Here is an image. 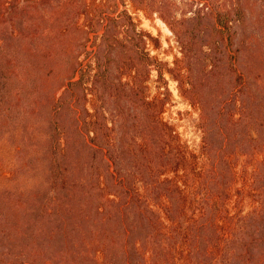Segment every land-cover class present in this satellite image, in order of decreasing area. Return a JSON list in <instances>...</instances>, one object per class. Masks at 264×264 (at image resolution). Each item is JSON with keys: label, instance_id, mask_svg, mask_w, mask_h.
<instances>
[{"label": "trees", "instance_id": "trees-1", "mask_svg": "<svg viewBox=\"0 0 264 264\" xmlns=\"http://www.w3.org/2000/svg\"><path fill=\"white\" fill-rule=\"evenodd\" d=\"M183 5L0 0V264H264V42L241 38L242 0ZM130 8L170 26L173 66ZM165 74L200 113L197 147L166 118Z\"/></svg>", "mask_w": 264, "mask_h": 264}, {"label": "rangeland", "instance_id": "rangeland-1", "mask_svg": "<svg viewBox=\"0 0 264 264\" xmlns=\"http://www.w3.org/2000/svg\"><path fill=\"white\" fill-rule=\"evenodd\" d=\"M186 0H178V2H181V11L179 14V18L181 17V12L183 8H186V6L183 5V2ZM242 2L246 5V10L249 14L250 19H252L251 23L246 27L244 32L242 33V39L251 40V39H259L264 42V7L262 6L260 0H242ZM130 7V6H129ZM131 11L132 8H130ZM189 10L185 11V13H188ZM133 16L136 19V22L139 25V29H143L145 31L150 32L153 36L157 37L161 41V48L159 50L152 51V55L158 57L161 61L164 63L169 64L170 66H173L176 59L181 58V49L180 45L178 43V39L171 30L170 26L161 19L158 15H147L144 12H135L133 11ZM190 16V14L188 15ZM23 21H20L16 26L23 30L25 33L27 28L29 27V22H25L26 19L22 18ZM30 37L26 35L25 38H23L19 42H13L9 40L10 45L16 48H24L27 46V44L30 42ZM2 42L0 41V45ZM10 52V51H8ZM12 56V52L8 53ZM13 58V57H12ZM10 56L7 55V59L12 60ZM252 62L255 63L254 67H256V74L259 75V81L258 83L264 87V49L259 51V57L257 59H252ZM16 72L15 70H13ZM116 77V72H113L112 80L114 81ZM165 79L167 81V86H169V89L171 90V103L168 107V112L166 114V118H171L175 124L178 125V130L183 134V138L187 140L193 147H197L201 144V132L199 131L197 124L199 123L200 119V113L197 109H194L190 103L181 96L178 90V82L175 81L169 74H165ZM162 81L158 77L157 72H153L152 78L150 81V88H151V94L152 96L156 95L159 92V87L162 86ZM115 85L117 83L115 82ZM8 88V84L6 85ZM17 90H13L10 99H6V104L9 102V106H12L13 98H16L15 103H19L21 101V98L19 97V94H17ZM113 93V91H112ZM114 96V93H113ZM115 98V97H113ZM261 99H263V108H264V95L261 96ZM41 98H37L36 101L39 102ZM12 102V104H11ZM124 103L127 104V111L126 114H128V101L124 100ZM111 109L113 108V105L110 106ZM110 110V109H109ZM5 111H0V113H3ZM44 112L46 113L47 110L44 108V111L41 113L42 117L44 118ZM261 116L264 119V109L261 111ZM131 122H135V120H132V116L129 118ZM133 129H131L132 134ZM258 141V147L257 151L259 153L258 159L263 160V154H264V125L261 126L259 136H257ZM240 144H243L245 150L250 152L251 146L246 141V139H243ZM27 154L26 152H20L18 156H16L17 166L15 171L9 172L10 175H16L18 174L24 167V165L28 164L27 159L25 158ZM0 164H3L0 160ZM250 172L252 171V168L248 169ZM245 210L250 211L251 207L248 202L244 204Z\"/></svg>", "mask_w": 264, "mask_h": 264}]
</instances>
